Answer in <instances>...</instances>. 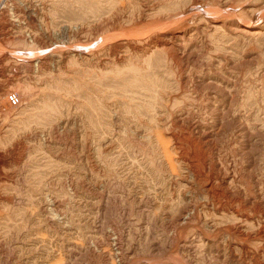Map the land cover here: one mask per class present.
<instances>
[{
  "label": "rangeland",
  "instance_id": "1",
  "mask_svg": "<svg viewBox=\"0 0 264 264\" xmlns=\"http://www.w3.org/2000/svg\"><path fill=\"white\" fill-rule=\"evenodd\" d=\"M37 5L0 23V264H264V0Z\"/></svg>",
  "mask_w": 264,
  "mask_h": 264
},
{
  "label": "bare ground",
  "instance_id": "2",
  "mask_svg": "<svg viewBox=\"0 0 264 264\" xmlns=\"http://www.w3.org/2000/svg\"><path fill=\"white\" fill-rule=\"evenodd\" d=\"M15 2V4H14ZM18 4H17V3ZM20 2V3H19ZM39 4V0L36 1V0H0V23H2L3 21L6 22L8 21L6 24H8V27L12 28V27H20L23 25V24H36L37 21L39 20V18L41 17L40 13L38 12V5ZM41 4V3H40ZM42 5V4H41ZM6 19V21L4 20ZM41 19V18H40ZM38 24V23H37ZM30 27V25H28ZM35 26V25H34ZM32 27V26H31ZM30 27V28H31ZM42 27V26H41ZM67 28V27H66ZM69 28V27H68ZM33 29V28H32ZM61 37L62 38H66L67 41H74L73 38L75 37V31L74 30H70V29H65L63 30V32L61 31ZM77 33V31H76ZM81 33V32H80ZM49 35V34H48ZM27 37V35H26ZM30 38V36H28ZM60 37V38H61ZM46 38V37H45ZM25 39V37H24ZM50 39V37H49ZM27 39H25L26 41ZM31 40V39H30ZM105 40V39H104ZM12 42V41H11ZM17 42V41H16ZM32 42V41H31ZM30 42V43H31ZM8 43V42H7ZM27 43V42H26ZM76 43V42H75ZM29 44V43H28ZM33 44V45H32ZM36 44V43H35ZM18 45V44H17ZM27 45V44H26ZM35 46L34 43H31L30 44V47L32 46ZM16 46V45H15ZM22 47V46H21ZM27 47V46H26ZM29 47V46H28ZM39 47V46H38ZM23 48V47H22ZM25 49V48H24ZM27 49V48H26ZM25 49V50H26ZM31 49V48H30ZM29 49V50H30ZM27 49V51H29ZM37 49H35L36 51ZM40 50V49H39ZM24 51V50H23ZM30 52V51H29ZM34 52V51H33ZM32 52V53H33ZM10 53V52H9ZM36 53V52H34ZM38 53V51H37ZM31 54V52H30ZM12 55H15L16 54H13ZM26 55V54H25ZM28 55V54H27ZM39 55V54H38ZM37 55V59H35L34 57V60H30L29 63L30 65L33 67V66H36L37 67H41L45 64H50L51 66L54 65L58 68V66H60L61 62H63L66 58V56H51L48 58V60H43L39 58V56ZM9 56V55H8ZM33 56V55H32ZM13 57V56H10V58ZM23 57V56H22ZM24 58V57H23ZM22 60V59H21ZM28 60V59H27ZM63 60V61H62ZM49 66V65H48ZM2 73V72H1ZM7 76V75H6ZM8 83V86L10 88V93L16 95V98L18 99V103L17 105L15 106H7V110L9 112V110L11 109H15L17 108L21 102L24 100L23 97H27L29 96V91L27 92V89H22L23 90H26V91H23L21 89V87H19L18 85V82H19V78L18 77H15V76H9L8 78H4L1 74H0V83H3V82H6ZM6 83V84H7ZM14 85H17L18 89L22 90L21 93H18V92H15V91H12L11 87L14 86ZM16 87V88H17ZM8 93V92H7ZM9 93V94H10ZM8 95V94H6ZM5 93L2 94L0 96V98H3L6 96ZM185 150V149H184ZM201 153V152H200ZM188 154V153H187ZM196 156V155H195ZM6 157H4V155H1L0 154V170H4L5 166H6V160H5ZM191 158V157H190ZM188 156L186 155H183L181 156V161L183 162V164L185 165V167L187 168L186 170H188V172H190L191 174V178L196 180V181H199L202 177L201 173L197 172V167H203V161L202 159L200 160L198 157L195 158V160L193 161L192 159H190ZM3 173V172H2ZM214 179V178H213ZM3 180V179H2ZM215 180V179H214ZM209 181V179H208ZM206 180H204V185H203V192L207 195V196H210V197H215L217 194L216 192L214 191V186L208 182ZM222 181V180H221ZM195 182V181H194ZM203 182V181H202ZM212 182V181H211ZM197 183V182H196ZM195 183V184H196ZM199 183V182H198ZM191 184V183H190ZM201 186H202V183H201ZM201 192V191H200ZM202 192V193H203Z\"/></svg>",
  "mask_w": 264,
  "mask_h": 264
},
{
  "label": "built area",
  "instance_id": "3",
  "mask_svg": "<svg viewBox=\"0 0 264 264\" xmlns=\"http://www.w3.org/2000/svg\"><path fill=\"white\" fill-rule=\"evenodd\" d=\"M7 105L9 106H15L18 103V99L16 98V95L14 94H8L6 96Z\"/></svg>",
  "mask_w": 264,
  "mask_h": 264
}]
</instances>
